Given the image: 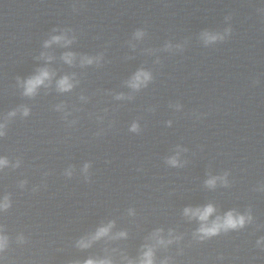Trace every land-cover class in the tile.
Wrapping results in <instances>:
<instances>
[{"label":"water","instance_id":"obj_1","mask_svg":"<svg viewBox=\"0 0 264 264\" xmlns=\"http://www.w3.org/2000/svg\"><path fill=\"white\" fill-rule=\"evenodd\" d=\"M0 125V264H264V0H0Z\"/></svg>","mask_w":264,"mask_h":264},{"label":"clouds","instance_id":"obj_2","mask_svg":"<svg viewBox=\"0 0 264 264\" xmlns=\"http://www.w3.org/2000/svg\"><path fill=\"white\" fill-rule=\"evenodd\" d=\"M137 35H140V33H137ZM204 38H205V42H213L217 39H223L222 36L219 35H213L210 33H204ZM63 39V37H53V40L51 42H59ZM49 42V43H51ZM47 46V44H46ZM64 59L66 62L71 63L72 59H73V54L72 53H67L64 56ZM86 63H92V60L90 58H85ZM51 73L49 72L48 69H41L39 70V74L36 76H33L31 78H29L25 84H24V88H25V95H33L36 92V89L38 88V86L42 85L45 83L46 80H50L51 77ZM150 79V74L144 71H139L135 74V76L133 77L132 81L130 82V86L132 88H139L142 84L146 83L148 80ZM72 84L70 83V79L69 77L65 76L63 78H61L58 81V88L61 91H67L70 90L72 88ZM28 114V110L25 109L24 110V115ZM14 115V113H13ZM0 127H3L2 125H0ZM133 131L136 130V126L133 125L132 128ZM0 135H3L2 132H0ZM7 163V161L5 159H0V167L4 166ZM169 163L172 165H176L177 161L175 158L169 160ZM216 179L217 178H211L209 179L206 183L209 187H214L216 184ZM0 207L2 208H7L8 207V203H7V197L5 198V203L0 205ZM215 212V208L209 204L203 208H185L184 210V214L186 216L189 217H195L197 218L199 221H201V227L197 230L199 234H201V239L206 238V237H211L214 235H217L221 230L227 231L229 229H237L240 227H243L244 224L246 223V220H250L251 217H245L243 215H238L235 214L232 211H229L228 213L225 214L224 217H217L215 221H213V223L209 226L206 222L208 221V218ZM112 227V224H109L106 227H101L100 229H98V231L96 232L95 236L92 237V240H98L101 237H104L106 235H108L110 229ZM119 236H126V233H119ZM4 241L5 238L4 237H0V249L3 248L4 246ZM158 243L160 244H164L165 241L158 240ZM168 243H171V241H168ZM91 244V241H85V240H81L78 242V246L81 248H87L89 247ZM146 250L143 251L139 261H132L129 260L128 264H154V252L152 247L149 246H145ZM85 264H113V262L110 259H100V260H93V259H89L85 262Z\"/></svg>","mask_w":264,"mask_h":264}]
</instances>
